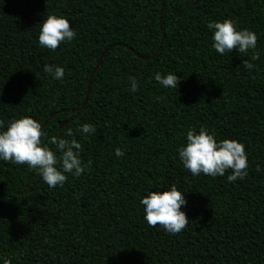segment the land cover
Segmentation results:
<instances>
[{
	"label": "trees",
	"instance_id": "trees-1",
	"mask_svg": "<svg viewBox=\"0 0 264 264\" xmlns=\"http://www.w3.org/2000/svg\"><path fill=\"white\" fill-rule=\"evenodd\" d=\"M51 13L76 33L54 51L38 44ZM224 19L254 31L256 48L218 54L207 23ZM157 71L176 74L177 88ZM22 116L47 136L71 128L87 167L49 188L0 161V256L11 264H264V0H0V125ZM83 123L96 133H78ZM201 126L244 144L243 181L183 167L177 150ZM172 184L186 198L177 234L149 226L139 203Z\"/></svg>",
	"mask_w": 264,
	"mask_h": 264
},
{
	"label": "clouds",
	"instance_id": "clouds-1",
	"mask_svg": "<svg viewBox=\"0 0 264 264\" xmlns=\"http://www.w3.org/2000/svg\"><path fill=\"white\" fill-rule=\"evenodd\" d=\"M207 28L211 30V47L220 55L235 49L246 54L257 46V34L247 28L237 29L231 19L210 21ZM76 36L70 27L68 19L55 13L48 14L40 22L38 44L50 50H56L61 43L71 42ZM257 57L252 55L251 59ZM245 67L253 65L243 62ZM43 71L52 79L62 81L64 69L55 64H44ZM163 88H177L178 76L174 73L157 71L152 77ZM130 91L136 92L138 78L128 77ZM76 131L82 136L96 133V127L91 123L79 124ZM46 137L47 142H42ZM73 137L69 128L64 135L47 136L42 125L30 116H22L10 121L6 127L0 125V161L12 164L27 165L33 169L49 188L63 187L69 174L79 177L87 165L81 159V144ZM215 134L201 126L197 131L189 128L186 132L185 144L177 152L183 167L193 176L204 174L211 177L224 176L231 169L226 179L229 182L243 181L248 174V159L243 143L235 139L217 141ZM51 146V147H50ZM117 158L124 155L122 147H116ZM256 171L261 172V166L256 165ZM139 203L143 206V219L149 226H161L169 234H177L183 230L188 219L182 206L186 204L183 193L175 184L164 190L147 191ZM0 264H11V259L0 256Z\"/></svg>",
	"mask_w": 264,
	"mask_h": 264
},
{
	"label": "water",
	"instance_id": "water-1",
	"mask_svg": "<svg viewBox=\"0 0 264 264\" xmlns=\"http://www.w3.org/2000/svg\"><path fill=\"white\" fill-rule=\"evenodd\" d=\"M105 52H106V51H104V52L100 55V57L98 58L94 70L98 67L100 61L102 60V58H103L104 55H105ZM92 74H93V72H92L91 75H90L89 82H90V79H91V77H92ZM88 92H89V85H88V88H87V93H88ZM62 125H63V123L60 124V127H61Z\"/></svg>",
	"mask_w": 264,
	"mask_h": 264
}]
</instances>
